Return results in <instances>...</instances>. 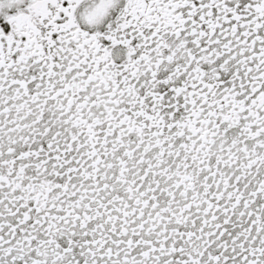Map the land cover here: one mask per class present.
<instances>
[{"label": "snow or ice", "instance_id": "obj_1", "mask_svg": "<svg viewBox=\"0 0 264 264\" xmlns=\"http://www.w3.org/2000/svg\"><path fill=\"white\" fill-rule=\"evenodd\" d=\"M0 264H264V0H0Z\"/></svg>", "mask_w": 264, "mask_h": 264}]
</instances>
